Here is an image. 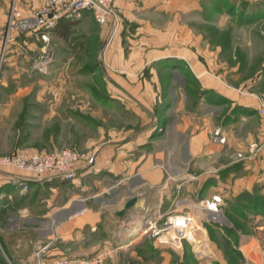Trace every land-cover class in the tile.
I'll return each instance as SVG.
<instances>
[{"label":"crops","instance_id":"obj_1","mask_svg":"<svg viewBox=\"0 0 264 264\" xmlns=\"http://www.w3.org/2000/svg\"><path fill=\"white\" fill-rule=\"evenodd\" d=\"M10 1L0 0V21L7 14ZM42 1L16 0V5L27 10ZM87 14L92 17L87 11L81 17ZM57 32L59 26L50 38ZM9 35V41L25 37L29 42H41L30 33L11 30ZM130 42L129 45L117 41L111 44L101 59L95 58L93 67L87 63L81 65L90 75L103 74L111 84L108 90L114 103L121 110L118 123L104 122L103 130L97 136H90L88 149L94 156L93 162L89 165L78 162L71 180L28 182V191L42 186L60 188V197L64 195L61 201L29 205L24 198L21 205H11L12 197L22 194L10 186L7 175L24 173L0 169V264H9L10 259L16 264H36L38 258L41 264H49L51 259L60 256L90 257L95 253H108L104 264H121L119 255L134 253L144 240H151L156 248H166L168 245L158 243L144 232L143 221L157 210L168 214L173 205L190 203L188 186L205 180L206 170L221 165L226 145L244 151L256 143L259 155L249 159L246 166L252 168L264 162V117L257 112L258 98L264 100L262 68L254 76L248 73L242 76L240 86L246 87L235 94L225 89L230 87L228 84L235 87L227 64L213 62L205 67L195 60L187 62L189 69L167 70L172 62L167 57L186 58L181 48L166 52L160 50L159 41L145 37L132 38ZM12 43H8L4 62L8 63L14 53ZM248 44L244 53L249 61L253 54ZM259 64H264V56ZM214 67H225L222 76L211 72ZM221 77L227 82L219 80ZM227 105L230 106L226 112L221 113ZM155 118L162 122L157 130ZM216 127L226 137L225 142L215 139ZM158 165H164L170 177L166 178ZM121 177L128 178L117 184ZM170 185L184 188L167 194ZM214 194L221 196V191L214 189L203 198ZM131 195H137L136 204L126 215L118 217L114 211ZM103 223L112 226L105 229L103 240L81 247L82 230L91 233ZM52 234L54 237L50 238ZM41 244L44 250L36 257L35 251ZM257 244L253 235L241 243L246 262H257L251 254Z\"/></svg>","mask_w":264,"mask_h":264},{"label":"rangeland","instance_id":"obj_2","mask_svg":"<svg viewBox=\"0 0 264 264\" xmlns=\"http://www.w3.org/2000/svg\"><path fill=\"white\" fill-rule=\"evenodd\" d=\"M18 8L22 11L19 5ZM112 11L104 24H97L87 14L67 30L51 36L48 45L52 61L45 72L33 67V59L42 52V41L29 42L23 37V41L7 42L0 62V155L68 147L89 157L90 136H97L104 122L118 123L121 110L114 103L108 90L111 84L103 74L90 75L81 65L93 67L95 58L101 59L105 49L116 41L129 45L132 38L145 37L159 41L160 50L166 52L181 48L186 58L167 57L172 61L167 70L189 69L187 62L195 60L205 67L213 62L227 64L235 87L228 84L230 87L225 89L235 94L246 87L240 86L242 76H254L259 68L264 71V64H259L264 56V0H116ZM6 20L7 14L0 21V28L4 29ZM9 42H13L14 53L7 63L4 60ZM248 42L253 54L249 61L244 53ZM223 68L214 67L211 72L221 75ZM219 80L227 82L223 77ZM229 106L222 108L221 113ZM161 123L156 120V130ZM223 151L221 165L206 170L205 180L188 186V209L199 208L204 195L214 189L221 191L220 212L203 222L207 244L200 242L201 238L194 247L185 239L179 249L170 245L159 249L151 240H144L134 253L119 255L121 264H264V162L252 168L246 166L249 159L257 158L260 148L252 155H248V150H233L228 145ZM232 152H240L244 158L233 161ZM5 168L20 171L13 166L0 167ZM8 183L22 194L12 197L10 202L14 206L21 205L24 198L29 205L40 201L56 203L64 198L56 186L28 191L27 185L20 192L18 186ZM183 188L170 185L167 194ZM97 226L91 233L82 230L81 247L102 241L105 229L112 228L107 223ZM252 235L258 241L251 250L257 262H246L240 245ZM202 247L207 259L196 250ZM38 248L36 253L44 250L42 244ZM107 256L108 253L103 254L99 264H104ZM9 264L16 262L10 259Z\"/></svg>","mask_w":264,"mask_h":264},{"label":"built area","instance_id":"obj_3","mask_svg":"<svg viewBox=\"0 0 264 264\" xmlns=\"http://www.w3.org/2000/svg\"><path fill=\"white\" fill-rule=\"evenodd\" d=\"M114 0H43L35 8L19 10L16 0H11L7 11L6 26L0 28V62L3 59L7 42L11 39L10 31L15 30L19 34L30 33L39 37L43 42V49L39 56L33 59V67L45 72L50 64L51 50L48 45L50 34L54 32L60 22L75 21L79 19L84 11L90 12L97 24L106 23L113 15L112 8ZM257 112L264 117V100L258 98ZM217 141L223 143L226 137L221 133L219 127L213 130ZM256 143L248 146V155H252L258 150ZM233 161L244 158L240 152L231 153ZM94 156L86 157V154L76 148L60 147L53 150L33 152V153H13L10 155H0V167H15L24 174L11 173L8 175V182L18 186V190L23 192L27 189L30 180L41 181L42 179H65L71 180L76 174V166L80 161L93 162ZM161 166L166 173V178L170 177L164 165ZM128 177H121L117 180L120 184ZM221 196L214 194L210 198H202L199 208L188 209L185 205H173L168 214L157 210L153 216L143 221L142 229L152 239L160 244L170 245L174 248H181L182 242L188 240L194 244L199 239L205 242V227L203 222L208 221L215 214L219 213ZM207 244V243H206ZM203 248V247H202ZM200 248L199 255L204 248ZM40 251L36 253L39 257ZM206 254V253H203ZM103 254L96 253L90 257L83 256H60L51 259L49 264H99ZM36 264H41L39 258Z\"/></svg>","mask_w":264,"mask_h":264},{"label":"water","instance_id":"obj_4","mask_svg":"<svg viewBox=\"0 0 264 264\" xmlns=\"http://www.w3.org/2000/svg\"><path fill=\"white\" fill-rule=\"evenodd\" d=\"M137 200H138L137 195H131V196H129L128 199H126V201L123 203V205L121 206V208L114 211V214H116L120 218H121V216L126 215V213L128 212V210L136 204ZM201 256L204 259H207L208 258V256L206 254H202Z\"/></svg>","mask_w":264,"mask_h":264},{"label":"trees","instance_id":"obj_5","mask_svg":"<svg viewBox=\"0 0 264 264\" xmlns=\"http://www.w3.org/2000/svg\"><path fill=\"white\" fill-rule=\"evenodd\" d=\"M73 23H74V21H70V20L69 21H62L58 25L59 26V30L63 31L65 28H68ZM65 30H67V29H65Z\"/></svg>","mask_w":264,"mask_h":264},{"label":"bare ground","instance_id":"obj_6","mask_svg":"<svg viewBox=\"0 0 264 264\" xmlns=\"http://www.w3.org/2000/svg\"><path fill=\"white\" fill-rule=\"evenodd\" d=\"M195 243V246H196V242H194ZM198 250V249H197ZM201 256V255H200Z\"/></svg>","mask_w":264,"mask_h":264}]
</instances>
